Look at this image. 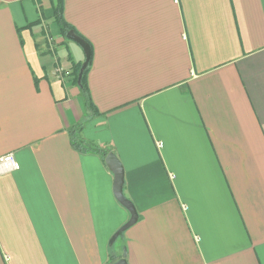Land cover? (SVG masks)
<instances>
[{"label":"crops","instance_id":"1","mask_svg":"<svg viewBox=\"0 0 264 264\" xmlns=\"http://www.w3.org/2000/svg\"><path fill=\"white\" fill-rule=\"evenodd\" d=\"M64 17L91 46L94 114L52 0H0V158L19 163L0 169V264H264V0H64ZM78 124L124 166L139 218L117 237L131 214Z\"/></svg>","mask_w":264,"mask_h":264},{"label":"water","instance_id":"2","mask_svg":"<svg viewBox=\"0 0 264 264\" xmlns=\"http://www.w3.org/2000/svg\"><path fill=\"white\" fill-rule=\"evenodd\" d=\"M67 37L70 40L75 41L78 43L84 50L86 54V59L83 62L80 72L78 75V83L81 85L82 77L83 74L86 70V68L89 65L91 55H92V50L89 42L77 34L75 30L71 29L67 33ZM106 163L109 165V167L113 170L114 175H115V180H114V193L117 198V200L130 212L131 217L128 220L126 224H124L118 232H116L115 237H117L120 232L125 231L132 225H134L139 218L138 210L135 206V204L125 195L124 193V180H125V172H124V166L118 156L114 152H109L108 155L106 156ZM112 264H129L126 257H122L115 261Z\"/></svg>","mask_w":264,"mask_h":264},{"label":"trees","instance_id":"3","mask_svg":"<svg viewBox=\"0 0 264 264\" xmlns=\"http://www.w3.org/2000/svg\"><path fill=\"white\" fill-rule=\"evenodd\" d=\"M52 6L54 10V18L55 21L59 24V27L61 29V33L64 36H67V32L72 29V26L65 20L64 17V0H52ZM91 62V59H90ZM90 64V63H89ZM89 70V66L86 68L82 81H81V89H82V94L85 98L86 101V107L87 109L94 114L96 112V107L92 101L91 95H90V89H89V84L87 80V73ZM82 125L78 124L72 129L73 133V145L76 148H79L83 151L86 150H96L102 152L104 155H107L108 150L107 149H101L96 145H93L89 142L84 141L80 137L77 136V133L81 130Z\"/></svg>","mask_w":264,"mask_h":264},{"label":"built area","instance_id":"4","mask_svg":"<svg viewBox=\"0 0 264 264\" xmlns=\"http://www.w3.org/2000/svg\"><path fill=\"white\" fill-rule=\"evenodd\" d=\"M19 168V163L12 154H7L0 158V169L3 171H11Z\"/></svg>","mask_w":264,"mask_h":264},{"label":"rangeland","instance_id":"5","mask_svg":"<svg viewBox=\"0 0 264 264\" xmlns=\"http://www.w3.org/2000/svg\"><path fill=\"white\" fill-rule=\"evenodd\" d=\"M50 25H52L51 26V32L53 31V33H54V35H55V32H56V30L58 29V27H59V24L57 23V22H50ZM45 36H47V37H49L50 35L49 34H47V33H45L44 34ZM53 35V36H54ZM48 39V38H47ZM51 43V42H50ZM49 47L50 48V50L51 51H55V49H59V48H61L62 46L59 44V43H57V42H54V43H51V46H49V44H45V47ZM63 49H64V47H63ZM122 240V237H120L118 240H117V244H119V242ZM121 243V242H120Z\"/></svg>","mask_w":264,"mask_h":264}]
</instances>
